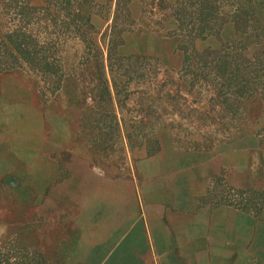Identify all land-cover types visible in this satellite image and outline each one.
Listing matches in <instances>:
<instances>
[{"label": "rangeland", "instance_id": "obj_1", "mask_svg": "<svg viewBox=\"0 0 264 264\" xmlns=\"http://www.w3.org/2000/svg\"><path fill=\"white\" fill-rule=\"evenodd\" d=\"M55 1L0 0V64L13 61L2 42L20 35L45 73L23 59L0 71V264H153L139 216L170 201L172 175L264 149V7L250 5L255 29L242 36L225 21L198 38L194 50L208 53L194 61L175 33L187 0H131L111 53L115 0H69L67 13ZM220 5L219 18L231 16L234 4ZM64 14L89 17L86 40L49 33ZM99 62L111 101L98 97ZM208 191L226 203L260 197L224 181ZM123 234L125 254L113 255Z\"/></svg>", "mask_w": 264, "mask_h": 264}, {"label": "crops", "instance_id": "obj_2", "mask_svg": "<svg viewBox=\"0 0 264 264\" xmlns=\"http://www.w3.org/2000/svg\"><path fill=\"white\" fill-rule=\"evenodd\" d=\"M232 151L241 158L208 160L201 172L189 163L192 173L172 175L170 201H152L158 208L140 214L144 236L138 245L148 247L153 264H264V149L258 141ZM218 181L260 197L217 201L208 188ZM129 243L128 236L118 237L112 254L124 255Z\"/></svg>", "mask_w": 264, "mask_h": 264}, {"label": "trees", "instance_id": "obj_3", "mask_svg": "<svg viewBox=\"0 0 264 264\" xmlns=\"http://www.w3.org/2000/svg\"><path fill=\"white\" fill-rule=\"evenodd\" d=\"M28 1V0H26ZM131 0H115V12L113 17V25H112V31H111V37L109 41V53H111L112 49L115 47V39L119 36V34L122 32V30L125 29V26H123L125 23H128L129 21V9L128 5ZM227 1H231V4H234V9L231 14V16H223L222 18H219V12L221 3ZM255 0H187L185 5L178 9V11L175 14V19L177 21V25L175 27V33H177L178 36L182 37L184 42L186 43L187 47L190 46L195 52V59L194 61H203L205 57V53H208L206 51L205 53H198L194 50L193 45L195 41L200 38L204 39L208 35L217 32L218 26L223 24L225 21H229L233 24V27L236 31V34L238 36H242L245 32H247L249 29H255L254 25V14L250 10V5ZM260 5L264 7V0H257ZM57 10L59 12L68 10L69 6V0H56L55 1ZM91 3V2H90ZM63 5V6H62ZM22 11V10H21ZM44 11H50L49 6L44 8ZM23 12H20L19 14H22ZM25 13L29 14V12L26 11ZM32 13H35V9ZM67 13V11H66ZM69 13V12H68ZM50 15V13H49ZM35 19L37 17H34ZM89 18V17H88ZM88 18H79L78 24L77 22H74L76 20H73L70 18L69 15L64 14V18L60 20V23H58V19H55L51 17L49 19L50 26L52 27L51 33H66L70 30L75 35H78L80 37H83L84 40H86L87 35L89 36L90 29L92 28L90 24V19ZM25 27V26H24ZM25 32H23L21 35L24 36ZM20 35H16L14 39L11 40V42L8 44L5 41L2 42V46L4 48V52L8 54L12 59V64H0V71L3 70H9L19 64L20 60H24L27 63V66L29 69L33 72H36L40 75V77L45 81V73L40 70L35 64H33V60L27 58L26 56V44L25 42H22L19 40ZM90 42V41H89ZM91 43V42H90ZM185 46V48H187ZM229 47L227 45H224L220 50H226ZM242 46H238L237 49H242ZM190 54V53H189ZM109 54V59H110ZM186 56V54H185ZM190 57L187 55L186 60L191 61L189 59ZM218 62L221 64L227 62V58H220L218 57ZM232 60V59H231ZM100 63V64H99ZM98 63V71L100 72L101 77V90L98 95V97L102 98V101H111L112 98V92L110 90V87L107 85V80L105 79L103 75V70L101 67V62ZM196 63V62H195ZM198 63V62H197ZM2 65V66H1ZM114 95L119 96L121 94L120 91L116 90V85L114 83Z\"/></svg>", "mask_w": 264, "mask_h": 264}]
</instances>
